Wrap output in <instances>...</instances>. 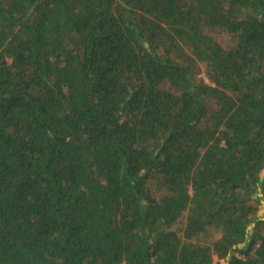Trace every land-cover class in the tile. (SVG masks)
I'll return each mask as SVG.
<instances>
[{
  "label": "trees",
  "instance_id": "16d2710c",
  "mask_svg": "<svg viewBox=\"0 0 264 264\" xmlns=\"http://www.w3.org/2000/svg\"><path fill=\"white\" fill-rule=\"evenodd\" d=\"M263 170L264 0H0V264H264Z\"/></svg>",
  "mask_w": 264,
  "mask_h": 264
},
{
  "label": "rangeland",
  "instance_id": "374dc122",
  "mask_svg": "<svg viewBox=\"0 0 264 264\" xmlns=\"http://www.w3.org/2000/svg\"><path fill=\"white\" fill-rule=\"evenodd\" d=\"M213 35L215 36V38L224 46V47H228L230 46L232 40H231V36H229L228 34H225L223 32H219L216 31L213 33ZM205 70V69H204ZM204 76V75H203ZM261 178L264 179V170L261 173ZM258 198H260V211H259V215H258V219H264V194L262 192V190H259V193L256 195Z\"/></svg>",
  "mask_w": 264,
  "mask_h": 264
}]
</instances>
